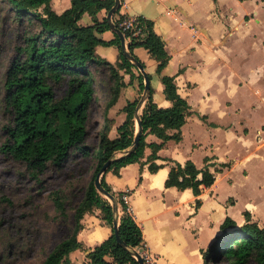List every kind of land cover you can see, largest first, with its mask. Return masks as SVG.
Here are the masks:
<instances>
[{"label":"crops","instance_id":"obj_1","mask_svg":"<svg viewBox=\"0 0 264 264\" xmlns=\"http://www.w3.org/2000/svg\"><path fill=\"white\" fill-rule=\"evenodd\" d=\"M51 4L61 14L72 0ZM107 14L106 9L95 15L86 12L80 24L94 25L107 20ZM120 14L154 22L170 55L168 64L159 74L158 61L146 48L137 47L134 53L150 76L155 103L162 108L172 105L162 76H173L191 114L180 141L148 134L141 160L121 167L119 173L106 172V183L115 195L129 194L132 214L142 230V246L156 264H204L202 249L216 241L227 217L242 226L249 214L264 227V0H121ZM97 34L106 42L118 36L110 26ZM96 55L116 65L120 48L98 44ZM119 72L124 86L111 107L106 108L108 84L95 87L103 106L101 119L95 121L97 143L101 133L111 139L119 136L118 128L127 119L125 106L140 102L144 93L140 68L134 65L132 73ZM145 104L146 100L139 116ZM134 120L136 134L139 126ZM152 143H163L156 159L160 168L154 173L148 160ZM124 154L119 151L115 158ZM188 161L199 169L208 165L215 174L214 183L203 187L199 196L191 188L166 186L172 166ZM223 163L230 166L221 169ZM81 223L82 248L70 254L74 264L88 263V252L114 229L98 207L85 213Z\"/></svg>","mask_w":264,"mask_h":264},{"label":"trees","instance_id":"obj_2","mask_svg":"<svg viewBox=\"0 0 264 264\" xmlns=\"http://www.w3.org/2000/svg\"><path fill=\"white\" fill-rule=\"evenodd\" d=\"M115 1L72 0L71 7L59 14L52 7V0H6L9 16L16 20L23 44L17 48L18 55L12 60L6 74L5 103L11 113L12 123L7 129L9 138L4 149L15 159L25 162L34 175L46 170L50 164L61 166L74 150H79L84 156L90 153L86 140L89 135L90 109L97 100L94 74L108 75L106 108H109L115 104L124 86L119 70L132 73L135 63L124 54L119 36L106 42L95 34L96 31L103 32L109 28L106 19L94 25L80 24L84 13L95 15L102 9L110 11ZM128 19L120 14V9L114 13V24L128 40V52L135 61H139L134 53L135 48H146L158 61L157 71L161 74L170 55L164 40L155 30L154 22L138 17L135 18V28H125L123 24ZM137 29L140 30L138 34ZM98 44L117 45L120 48V61L113 65L99 58L96 55ZM140 77L143 92L145 76L141 74ZM162 82L172 105L159 107L150 86L140 116L142 132L138 148L126 153L135 138L134 118L139 100L125 106L127 119L118 128L117 138L111 139L106 133L99 135L95 149L99 150L100 155L96 156L94 179L85 197L75 208L74 227L41 264H74L70 254L82 248L78 239L82 218L95 207L101 209L102 217L108 224H113V204L95 186L98 173L109 160L113 162L102 174L101 183L117 199L119 211L122 212L119 232L126 246L118 242L113 229L107 239L88 252V264H139L132 252L143 242L142 230L132 211L122 202V194L115 195L106 183L105 174L110 170L119 173L121 167L140 161L145 154L148 134H155L163 141L181 140V130L191 114V107L179 94L175 77L163 75ZM61 85L66 86V91L58 97L56 88ZM169 130L174 132L170 133ZM162 144H149L152 154L148 160L152 173L160 168L156 159ZM119 151L125 154L115 158ZM229 166L230 163H223L221 169ZM214 181L215 174L208 165L199 169L192 161H188L185 165L175 163L172 166L166 186H175L180 190L191 188L199 196L202 188L210 187ZM53 200L58 211L64 214V202L57 192ZM196 204L199 206L200 200ZM246 219L247 222L242 226H238L230 217L224 220L216 241L202 249L204 264H264V227L253 221L249 214H246Z\"/></svg>","mask_w":264,"mask_h":264},{"label":"rangeland","instance_id":"obj_3","mask_svg":"<svg viewBox=\"0 0 264 264\" xmlns=\"http://www.w3.org/2000/svg\"><path fill=\"white\" fill-rule=\"evenodd\" d=\"M8 9L6 0H0V264H41L73 229L75 208L94 179L96 156L100 155L95 149V121L101 119L103 106L96 96L88 122L87 156L74 150L61 166L50 164L34 175L25 162L5 151L7 129L12 123L5 103L6 74L18 55L17 48L23 44L17 22L9 16ZM100 83L108 84L107 74H94L95 87L99 88ZM65 91V85L56 88L58 97ZM56 192L64 202V214L54 203Z\"/></svg>","mask_w":264,"mask_h":264},{"label":"water","instance_id":"obj_4","mask_svg":"<svg viewBox=\"0 0 264 264\" xmlns=\"http://www.w3.org/2000/svg\"><path fill=\"white\" fill-rule=\"evenodd\" d=\"M120 7H121L120 0H116L115 1V5L112 7V9L110 11H108V14H107V22H108L109 26L111 27V29L114 30L118 34V36H119V38L121 40V46H122V50H123L124 54L129 59H131L138 68H140V70L142 71V73L145 76L144 93H143V95L141 97V100L138 103L137 108H136V111H135V118L137 120V123H138L139 128H138V131L135 134V138H134V142L132 144V147L129 150H127V152H126L127 154H129V153H132L139 146V142H140V138H141V132H142V126H141V118L138 115V110L140 109L142 103L147 99V97L149 95V92H150V86L151 85H150V77L144 71V66L142 65L141 62L135 61L134 58L131 56V54L128 52L127 47H126V44H125V36H124L123 32L119 28L116 27V25L114 24V22L112 20L113 14L118 9H120ZM95 34L98 37L97 31L95 32ZM112 162H113V160H109L102 167L101 171L98 173V175H97V177L95 179V186H96L97 190L101 194H103L104 196L108 197L112 201L113 211L115 213V218H114V221H113V228H114V231H115V236H116L118 242L122 246H126L125 242L121 239L120 232H119V217H120V211H119L117 199H116V197L112 193H110L108 190H106L104 188V186L102 185V183H101L102 174L105 173L106 169L112 164ZM132 254L137 258L139 264H146L144 258L142 257V255L138 251L133 250Z\"/></svg>","mask_w":264,"mask_h":264},{"label":"built area","instance_id":"obj_5","mask_svg":"<svg viewBox=\"0 0 264 264\" xmlns=\"http://www.w3.org/2000/svg\"><path fill=\"white\" fill-rule=\"evenodd\" d=\"M120 2H121V0H120ZM123 25L125 28H129V27L135 28V26H136L135 18L134 19L130 18V19L126 20ZM139 32H140V30L137 29L136 34H138ZM121 200L127 206L128 210L131 211L130 197H129V194L127 192H125L121 195ZM121 214H122V212L120 211V215ZM136 251H138L142 255L146 264H156V260L154 259V257H152L150 255V253L147 251V249L144 246H142V244L138 248H136Z\"/></svg>","mask_w":264,"mask_h":264}]
</instances>
